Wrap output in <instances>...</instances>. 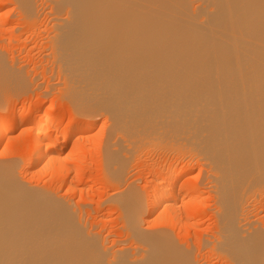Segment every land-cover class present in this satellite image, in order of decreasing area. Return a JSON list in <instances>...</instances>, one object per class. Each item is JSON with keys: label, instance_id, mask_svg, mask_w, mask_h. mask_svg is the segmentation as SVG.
Listing matches in <instances>:
<instances>
[{"label": "bare ground", "instance_id": "bare-ground-1", "mask_svg": "<svg viewBox=\"0 0 264 264\" xmlns=\"http://www.w3.org/2000/svg\"><path fill=\"white\" fill-rule=\"evenodd\" d=\"M11 2L20 22L37 21L39 4L46 6L52 73L71 107L60 128L66 113L55 116L53 102L47 110L44 102L9 106L4 91L21 88L14 82L24 75L0 59V149L13 156L0 161V264H264V226L249 215L263 212L264 219V203H253L264 199V0ZM98 116L109 122L100 167L113 187L104 202L119 208V240L102 236L84 209L57 191L66 187L65 196L79 202L86 188L76 184L96 185L83 178L89 166L79 140L64 149L70 138L92 132ZM22 126L20 170L36 184L20 178L11 147ZM149 146L187 157L186 168L169 165L160 182L164 170L154 169L145 192L135 183V190L121 188L125 167ZM197 165L203 174L193 183ZM46 177L56 191L39 185ZM204 188L218 203L212 230L210 223L198 227L208 213ZM168 228L181 237L203 231L197 245L185 246Z\"/></svg>", "mask_w": 264, "mask_h": 264}, {"label": "rangeland", "instance_id": "rangeland-1", "mask_svg": "<svg viewBox=\"0 0 264 264\" xmlns=\"http://www.w3.org/2000/svg\"><path fill=\"white\" fill-rule=\"evenodd\" d=\"M2 2L1 3H6V1H9L8 2V5L7 3L6 4H0L2 7L1 10H0V15L2 16V14H5L4 16L0 17V59L2 61H4V64L8 67V69L13 72L12 69L15 70L16 74L19 75L20 73H23L22 75H24V80H19L21 78H19V76L16 78L15 82L14 83H18L21 81V83H24L22 85V87H18V86H11V90L13 88H15V91H12L10 90V88H8V90L10 91H7L5 90L4 92H7V94L9 95H6V93L3 95L4 99L5 97H7L5 100H7V104L11 107H19L24 104H29V103H32V104H39V102H44L42 104H44L42 107L43 109L47 110L46 106L50 103H54L55 104V110L52 112L54 113L55 116H57V114H65V117L63 118L64 120H62L63 123H61V126L60 128L64 127V126H67V123H68V120H69V116L67 115V112L69 113V110H70V107H71V101L66 97L64 96V93H63V84L62 82L60 83V79L58 74L54 71L53 69L54 68V63H53V58L52 56L49 54L50 53V48L49 46L51 45L50 41L48 40V36L50 34H52L50 31H52V26H50V23H48V19H47V8L45 5H41L39 4V12H38V16H37V21L36 19L34 20V22H28L27 20H22L21 22L16 20L17 19V10L15 9V7H13L14 5L11 4V0H1ZM43 6H44V10H43ZM14 9H13V8ZM12 8V10H11ZM41 10V11H40ZM9 11V13H8ZM16 12V13H15ZM9 17V19H5V16ZM14 16V17H13ZM10 18H11V21H10ZM13 18V19H12ZM3 19V20H2ZM7 20V21H6ZM14 20V21H12ZM46 20V21H45ZM16 21V22H15ZM24 21V22H23ZM36 21V22H35ZM31 23V24H30ZM49 24V25H48ZM16 26V27H14ZM14 27V28H13ZM51 27V28H50ZM50 33V34H49ZM44 35V36H43ZM51 39V36H49ZM29 40V41H28ZM45 41V42H44ZM34 44V45H33ZM30 45V46H29ZM31 49H30V48ZM39 47V48H38ZM42 48V49H41ZM2 51V52H1ZM49 52V53H48ZM48 54V55H47ZM28 58V59H27ZM4 59V60H3ZM46 64V65H45ZM50 64V65H49ZM10 65V66H9ZM53 65V66H52ZM15 67V68H14ZM56 70V69H55ZM20 72V73H19ZM29 75V76H28ZM23 77V76H22ZM48 77V78H47ZM18 79V82H16ZM48 80V81H47ZM46 81V82H45ZM55 82V83H54ZM3 83V82H2ZM26 83V84H25ZM60 83V85H59ZM55 84V86H54ZM21 86V84H20ZM59 86H62V87H59ZM54 87V88H53ZM58 89H56V88ZM1 91H0V95L2 96V90H4L3 88V85L1 87ZM23 88V89H22ZM26 88V89H25ZM60 90V91H59ZM10 96V97H9ZM63 96V97H62ZM2 97V99H3ZM65 98V99H64ZM3 99V100H4ZM9 99V100H8ZM5 102V103H6ZM0 103H3V101ZM18 103V104H17ZM46 103V104H45ZM45 106V108H44ZM42 109V110H43ZM57 114H56V112ZM66 111V112H65ZM102 118V119H101ZM105 117L104 116H98L97 117V122H96V126H95V129L92 131V132H83V133H79L77 135H75L74 137H72V139L70 138L69 141H68V144L66 145L65 149H64V152L67 153V150L71 149L72 145L74 144L73 142L78 141L77 142V145L78 147L81 149L82 151V157H83V161H85V164H87L86 166H89V169H87L85 172H84V177L85 179H88V180H92L93 178V182L96 183V185L94 186H89V184L87 183H84V182H78L76 184L77 188H86L85 189V192L84 195H83V199L82 201H79L77 202V200L79 199L78 196H72L71 194H68L69 195V198H68V195L65 196L66 194V190L65 188L66 187H61L60 189H58V194L60 193L61 196L63 195V197H66V199H70L72 200V202L75 204V205H79L81 208L84 209V214L86 216V218L88 219L89 223L91 221V223L95 226V229L97 232L100 231V233L102 234V236H108L110 237L109 239L111 240V238L114 240H119V239H122V237L125 235L120 231V228L122 225V222H121V219H120V216L118 215L119 213V208L114 204V202L110 201L111 204L109 203V201H105V198L107 197V195L109 194V192H112L113 190V187H109V183H107V181H105V177H104V174H103V166L105 164L104 161V158L105 157V149H106V146H105V134H106V131L105 129L107 130V125H109V122L108 120L104 119ZM104 119V120H103ZM96 120L95 118L92 120L94 121ZM106 120V121H105ZM108 122V123H107ZM106 125H105V124ZM100 124V126L98 125ZM54 125V124H53ZM57 125H55V128H56ZM24 126L18 128L19 130H16L13 132V135H16V134H20V138L17 139V142L18 141H26L27 140H23L22 138H27L24 134L22 135V133H20V131L22 132V129H23ZM97 128V130H96ZM103 131V132H102ZM105 131V132H104ZM81 136V137H80ZM103 136V138H102ZM78 137V138H76ZM7 139V138H6ZM95 139V140H94ZM102 139V140H101ZM73 142H72V141ZM96 141V142H95ZM101 142V143H100ZM16 143V142H15ZM19 144H21L20 146H18ZM25 144V142H24ZM23 144V145H24ZM80 144V145H79ZM86 144V145H84ZM16 146V147H13V146ZM22 143L21 142H18V144H12L11 147L12 149L14 150V153L13 154H16L17 155H22L23 153H21V150H19L22 146ZM95 145V146H94ZM102 145V146H101ZM148 149V151H147ZM154 149H157V148H153L152 146H149L148 148L146 147V149L142 150V152H139L138 154H136L132 159L131 161L128 163V165L125 167V171H124V175L122 176V183H120V187H126L124 186L125 184L127 186H131L130 188H132V184L135 183V185L133 186H136L137 189H140L138 191H142V192H145L147 190V187H150L153 185L154 182H152L150 180L151 178V175L152 172L156 171H161V170H164L162 172V174H159L160 176V179L158 180L159 176L156 177L158 181L156 182H160V180H162L161 178L165 175L164 173H167V167L169 165H171L170 167H181L183 166L184 164H186L188 158H182L184 160V162L186 163H182L181 160L179 161L177 156H173V152H168L167 150L164 151V149H160V150H154ZM152 150V151H150ZM0 151L2 152V150L0 149ZM143 151H144V154H143ZM150 151V152H149ZM163 151V153H162ZM0 152V161L2 160H9L11 157L12 154H9L10 151L8 152V154H5V152L3 151L2 154ZM6 152V153H7ZM149 152V154H148ZM4 153V154H3ZM147 153V154H145ZM157 153V154H156ZM167 153V154H166ZM173 153V154H172ZM26 154V152L24 153ZM166 154V155H165ZM4 155H5V158H4ZM8 155V156H7ZM103 155V156H102ZM139 157H138V156ZM175 155V154H174ZM2 156V157H1ZM161 156V157H159ZM164 156V157H163ZM172 156V157H171ZM17 157L19 159H17ZM15 158L16 161H19V164H18V167H19V171H20V174H21V171L22 175H20L21 177L20 178H25L24 180H27L29 175L28 173H25V170H20V162H21V156H17ZM145 157V158H144ZM176 157V158H175ZM90 158V159H89ZM161 158V159H159ZM157 159L159 161H161L162 159H171V163H166L164 165V162H160V164L158 163L159 161H157ZM175 159H177L178 161H176ZM186 159V160H185ZM133 161V162H132ZM156 161V162H155ZM163 161V160H162ZM173 161H175L173 163ZM101 162V163H100ZM140 164H139V163ZM146 162V163H145ZM154 162V163H153ZM91 163V164H90ZM103 163V165H102ZM137 163V164H136ZM153 163V164H152ZM158 163V164H157ZM162 163V165H161ZM133 164V165H131ZM157 164V167L156 165ZM180 164V165H179ZM183 164V165H181ZM153 165H155V167H153ZM163 165L165 166L163 169H160L158 168L159 166L162 168ZM102 168H101V167ZM131 167V168H130ZM185 166H183L182 168H184ZM199 166L197 165L196 168L194 167L191 172H190V175H195V179H193L191 182L193 183H196V179L199 178L200 175L203 174V171H201L200 168H198ZM98 168V169H97ZM101 168V170H100ZM169 168V167H168ZM181 168V169H182ZM186 168V167H185ZM128 169V170H127ZM153 169V170H152ZM156 169V170H154ZM160 169V170H159ZM129 173H128V172ZM92 173V174H91ZM96 173V175H95ZM127 173V174H126ZM195 173V174H194ZM28 174V175H27ZM200 174V175H199ZM94 175V176H93ZM128 175V176H127ZM144 175V176H143ZM146 175V176H145ZM28 176V177H26ZM31 176V175H30ZM90 176V177H89ZM127 176V177H125ZM149 176V177H148ZM131 177V178H130ZM143 177V178H141ZM27 178V179H26ZM48 177L45 178V183L48 182ZM145 178V179H144ZM32 177L30 178L29 177V182L28 183H32V184H36L35 181L33 182V179ZM47 179V180H46ZM131 179V180H130ZM27 180V181H28ZM134 180V181H133ZM147 180V181H146ZM105 181V182H104ZM133 181V182H131ZM103 182V183H102ZM125 182V183H124ZM127 182V183H126ZM147 182V183H146ZM152 182V183H151ZM43 184H41V182H39V185H44L46 188L47 186L50 188H52L51 190H55L58 188L56 185L54 186V184H51L50 183H44L42 182ZM132 183V184H131ZM81 184V185H80ZM84 184V185H83ZM104 184V185H103ZM149 186H148V185ZM152 184V185H151ZM47 185V186H46ZM49 185H53V188L52 186L50 187ZM84 187H83V186ZM81 186V187H80ZM201 186H203L201 184ZM136 187H133L132 189L135 190ZM94 188V189H93ZM108 188V189H107ZM111 188V189H110ZM78 189V190H79ZM96 189V190H95ZM87 190V191H86ZM110 190V191H108ZM144 190V191H143ZM205 191L209 192V194L207 192H204V198H207L204 203L207 207V210H206V213L205 214V217L204 219V224H203V220L201 221L202 224H198V227H201L203 228V230L205 228H207L210 224L211 226V230L213 229L212 228V225L215 227L214 225V222L217 221V207H218V203H214L215 200H211V199H214V192H211L209 188H204ZM209 190V191H208ZM93 192V193H91ZM211 192V193H210ZM89 193V194H88ZM91 193V194H90ZM101 193V194H100ZM59 194V195H60ZM87 194V195H86ZM101 195V196H100ZM106 195V196H105ZM207 195V196H206ZM100 196V197H99ZM210 196V197H208ZM74 197V198H73ZM98 197V198H97ZM86 198V199H85ZM89 198V199H88ZM91 198V199H90ZM82 199V198H81ZM88 199V200H87ZM94 199V200H93ZM187 198H185L184 200H186ZM76 202H75V201ZM92 200V201H91ZM183 200V199H182ZM182 200H180V203L182 202ZM262 202L260 204V201ZM85 201V202H84ZM212 201V202H211ZM258 201V202H257ZM256 202H253L255 205L256 203H258L256 206L253 204L255 207H259L260 206H263V203H264V199H258ZM81 202V203H80ZM187 202V201H186ZM113 203V204H112ZM212 203V204H211ZM84 205L82 207V205ZM211 206H209V205ZM213 204H216V205H213ZM86 205V206H85ZM251 206L250 209H254L255 207L254 206ZM95 206V207H94ZM111 206H114V207H111ZM213 206V207H212ZM87 207V208H86ZM109 207V208H108ZM118 209H116V208ZM211 209H210V208ZM216 209H215V208ZM254 207V208H252ZM105 208V209H104ZM89 209V210H88ZM91 210V211H90ZM86 211L89 213L86 214ZM91 212V213H90ZM215 212V216L213 215ZM213 213V214H211ZM102 214V215H101ZM251 215V218L252 219H255L257 221H259L258 224H260L261 227L264 226V222H262L264 219L262 218L263 216V212H261L260 215H252V214H249ZM262 215V216H261ZM90 216V217H89ZM256 218H255V217ZM93 217V218H92ZM95 217V218H94ZM98 217V219H97ZM102 217V218H100ZM254 217V218H253ZM260 217V218H259ZM107 218V219H106ZM215 218V219H214ZM262 218V219H261ZM90 219V220H89ZM101 219H104L103 222H100ZM213 219L215 221H213ZM98 221V222H97ZM102 221V220H101ZM108 221V222H106ZM192 221V220H191ZM194 221V219H193ZM121 222V223H120ZM206 222V223H205ZM210 223V224H209ZM216 223V222H215ZM104 224V225H103ZM151 224V223H150ZM153 224V223H152ZM209 224V225H208ZM146 226H148V224L146 223L145 224ZM204 225V226H203ZM101 226V227H100ZM103 226V227H102ZM150 226V225H149ZM151 226H155L154 224L151 225ZM210 226L208 227L210 229ZM98 227V228H97ZM108 227V228H107ZM120 227V228H119ZM205 227V228H204ZM99 229V230H98ZM104 230L101 232V230ZM170 233H172L174 235V237L176 238H179V240H177L178 242L180 243H184L185 246H187V243L186 241L188 242V244L190 245H197V241L199 236L201 234V232L203 231L202 229L200 228H196V229H190L189 232L185 233L186 235H183L184 237H186V239L184 238L183 239V236L181 237V233L183 234V231H181V233L178 231L177 233V230L174 231V229L170 230V228H168ZM209 229H206V230H209ZM107 230V231H106ZM112 230V232H111ZM199 230V231H198ZM211 230H209L211 232ZM173 231V232H172ZM194 233H193V232ZM123 232V230H122ZM177 233V236L175 233ZM106 235H105V234ZM110 233V235H108ZM120 233V234H119ZM191 233H193L194 235H192ZM191 234V235H190ZM190 235V236H188ZM196 235V236H195ZM192 236V237H191ZM118 237V238H117ZM121 237V238H119ZM194 237V239H193ZM196 237H198L196 239ZM117 238V239H116ZM124 238V237H123ZM181 238V239H180ZM190 238H192L190 240ZM183 239V241H181ZM188 239V240H187ZM195 240V241H194ZM185 241V242H184ZM191 242V243H190ZM195 243V244H194ZM216 256V255H215ZM213 255L212 259L214 260H218L217 257H215ZM214 260V261H215Z\"/></svg>", "mask_w": 264, "mask_h": 264}]
</instances>
